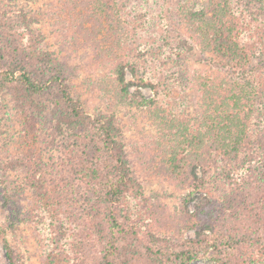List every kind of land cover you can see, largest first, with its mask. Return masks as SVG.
<instances>
[{
  "label": "rangeland",
  "instance_id": "1",
  "mask_svg": "<svg viewBox=\"0 0 264 264\" xmlns=\"http://www.w3.org/2000/svg\"><path fill=\"white\" fill-rule=\"evenodd\" d=\"M88 1L0 0V47L10 54L21 47L40 54L41 62L68 80L71 95L88 116L111 118L119 129L140 188L111 212L122 223L133 222L138 238H130L131 247L130 239L125 242L132 254L149 256L141 245L180 248L199 238L213 239L209 229L186 218L206 195L194 191L191 172L202 181L199 188L217 194L222 187L214 163L225 150L216 122H199L196 82L223 86L235 81L219 65L220 56L200 48L184 17L210 0H115L123 12L119 24L106 16L93 20ZM257 6L264 13V3L249 5ZM249 7L239 8L240 15H251L255 8ZM258 14L251 16L264 20ZM118 67L126 91L115 80ZM135 75L156 84L157 93ZM17 98L10 89L0 90V180L18 187L7 208L0 187V226L7 216L15 220L6 235L15 264H100L107 206L75 173L84 145L76 146L58 128L52 97L34 99L33 105H21ZM198 139L204 141L202 150ZM189 194L192 199L184 204ZM210 252H200L190 264H216ZM6 255L0 238V264H10Z\"/></svg>",
  "mask_w": 264,
  "mask_h": 264
},
{
  "label": "trees",
  "instance_id": "2",
  "mask_svg": "<svg viewBox=\"0 0 264 264\" xmlns=\"http://www.w3.org/2000/svg\"><path fill=\"white\" fill-rule=\"evenodd\" d=\"M116 2L89 0L86 6L92 10L93 20L106 16L107 21L119 24L123 12ZM209 2L203 10L184 17L193 27L192 37L200 48L220 56L223 64L219 65L228 69L235 81L224 83L225 88L221 84L213 86L207 80L196 82L200 97L199 122L206 118L210 123L216 122L223 134L220 147L225 150L219 162L214 163L222 187L217 194L199 188L198 183L202 181L191 172L192 180L197 181L194 191L206 195L194 206V214L186 218L209 229L214 238H199L180 248L162 243L141 245L149 255L145 258L129 251L133 241L130 238H138L133 222L128 219L122 223L111 212L112 207L121 205L123 198L140 188L125 159L119 129L111 118L88 116L79 100L71 95L68 80L57 76L56 69L48 62H41L40 54L33 50L26 52L24 47L10 54V50L0 47V90L7 88L17 93L21 105H33L34 99L52 97L58 128L69 133L76 146L84 145L86 153L79 156L75 173L86 187L96 192L100 204L107 206L104 209L107 229L100 240V264H190L200 252L210 249L216 264H264V208L260 207L264 204V20L251 16L264 13L259 11L262 6L249 7L263 4L264 0ZM241 7L255 9L251 15L242 16ZM114 77L126 91L123 68H116ZM139 79L141 85L152 87L157 93L156 84ZM203 143L198 139L195 144L202 150ZM201 155L208 154L201 152ZM0 187L5 197L3 205L7 208L18 187L9 180H0ZM191 199L189 194L184 204ZM5 222L0 226V238L10 264H15V250L6 239L15 220L7 216ZM123 255L130 257V263L121 259Z\"/></svg>",
  "mask_w": 264,
  "mask_h": 264
}]
</instances>
